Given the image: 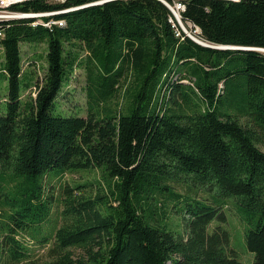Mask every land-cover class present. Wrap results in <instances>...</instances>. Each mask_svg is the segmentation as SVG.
<instances>
[{
  "label": "trees",
  "instance_id": "trees-1",
  "mask_svg": "<svg viewBox=\"0 0 264 264\" xmlns=\"http://www.w3.org/2000/svg\"><path fill=\"white\" fill-rule=\"evenodd\" d=\"M174 1L38 0L12 10L58 11L42 21L64 25L0 22V264H243L230 247L228 201L253 264H264V0H178L195 40L224 50L177 34ZM22 44L45 45L41 81L25 75ZM77 68L86 116L57 105ZM90 171L104 193L66 187L63 224L48 234L45 182ZM22 237L51 242L49 261L31 260Z\"/></svg>",
  "mask_w": 264,
  "mask_h": 264
},
{
  "label": "rangeland",
  "instance_id": "rangeland-1",
  "mask_svg": "<svg viewBox=\"0 0 264 264\" xmlns=\"http://www.w3.org/2000/svg\"><path fill=\"white\" fill-rule=\"evenodd\" d=\"M104 0H97V3H101ZM181 24L188 32L192 31L189 25L183 23ZM192 36L197 35L199 33L198 30L193 29ZM22 54H23V70L25 75L30 76L33 80L41 81L45 75V68L47 63L45 59L42 57L45 55L46 47L45 45H41L38 47H33L28 44L21 45ZM41 56V58L37 59L36 57ZM87 53H83L82 59H86ZM3 61L2 49H0V66ZM130 80L124 79L121 82V92L120 97L114 100L111 105L117 108V105H124V101L122 100L124 90L126 87H129ZM181 83L188 84V81L183 80ZM5 88V83L0 85V91H3ZM87 76L86 71L83 68H77L73 72L71 76L70 83L62 90L60 94L57 105L59 109L63 112H67L68 115L80 114L82 116H86L87 109ZM34 91V90H32ZM30 91H27L23 99H27ZM1 95V92H0ZM35 97V94L32 95ZM2 97L0 96V99ZM1 101V100H0ZM1 105V103H0ZM59 112V111H57ZM64 115V114H63ZM264 149V148H262ZM86 184L87 187L77 191L74 193L75 195L84 194L87 197L94 198L98 194H103L101 191V176L98 171H90V172H78V173H67L60 177L49 178L45 182V197L49 199V202L53 206V212L50 217V223L46 226V232L48 233L50 230L62 226L63 219L60 216V211L63 209V203H60L62 197H65L66 187H75L77 185ZM184 186H178L177 190L180 193L187 192V188L185 191ZM192 195L194 197L200 198L202 200H209L210 203H214V193L204 191L198 187L193 188ZM224 211L228 216V224L227 229L230 233V247L237 253V258L243 264H253L254 263V254L251 253L245 244V236H244V226L239 219V215L235 210V203L228 201V204H224ZM168 221L172 222V224H176L180 221L179 218L173 216L172 214L168 216ZM44 228V227H43ZM45 230V228H44ZM49 234V233H48ZM47 235V234H46ZM40 238V237H39ZM38 238V240H39ZM21 239L26 241L32 251V258L34 262L41 263L49 261V249L53 246L50 242L47 245H43L38 243L37 241L33 242L31 237H22ZM76 255H81L82 251L75 250ZM77 257V256H76ZM29 262V263H28ZM23 264H32V262L28 261Z\"/></svg>",
  "mask_w": 264,
  "mask_h": 264
},
{
  "label": "built area",
  "instance_id": "built-area-1",
  "mask_svg": "<svg viewBox=\"0 0 264 264\" xmlns=\"http://www.w3.org/2000/svg\"><path fill=\"white\" fill-rule=\"evenodd\" d=\"M38 0H0V22H5L9 20L19 19V18H34V19H41L39 21V24L44 25L45 27L51 28L53 25L63 26L64 21H48L45 23L42 21L43 18L51 17L53 15H56L57 12H44V13H22L18 11H13V7L19 4L28 3V2H34ZM47 3H59V2H65V0H45ZM169 8L174 15V17L177 20V23L179 24L180 30L176 28V33L180 35L181 32H183L186 36L192 38L195 40V38L192 36L194 26L192 24H189V27L192 31L188 32L187 29L183 27L181 24L180 18L181 13L185 11V5L180 1H174L173 5H169ZM37 24V23H36ZM197 29V28H196ZM199 31V29H197ZM3 37V34L0 32V38Z\"/></svg>",
  "mask_w": 264,
  "mask_h": 264
},
{
  "label": "water",
  "instance_id": "water-1",
  "mask_svg": "<svg viewBox=\"0 0 264 264\" xmlns=\"http://www.w3.org/2000/svg\"><path fill=\"white\" fill-rule=\"evenodd\" d=\"M110 0H104L102 1L101 3H94V4H102V3H105V2H108ZM196 41V40H195ZM198 42L200 45L204 46V47H208V48H211V49H216V50H224V49H231V47H227V46H223V45H207V44H204L200 41H196ZM262 52V51H260Z\"/></svg>",
  "mask_w": 264,
  "mask_h": 264
},
{
  "label": "bare ground",
  "instance_id": "bare-ground-1",
  "mask_svg": "<svg viewBox=\"0 0 264 264\" xmlns=\"http://www.w3.org/2000/svg\"><path fill=\"white\" fill-rule=\"evenodd\" d=\"M234 1H238V0H234ZM180 20H181V18H180Z\"/></svg>",
  "mask_w": 264,
  "mask_h": 264
}]
</instances>
